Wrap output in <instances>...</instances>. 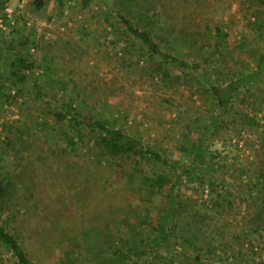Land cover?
Here are the masks:
<instances>
[{
  "label": "rangeland",
  "instance_id": "374dc122",
  "mask_svg": "<svg viewBox=\"0 0 264 264\" xmlns=\"http://www.w3.org/2000/svg\"><path fill=\"white\" fill-rule=\"evenodd\" d=\"M32 1L0 0L5 92H16L9 58L27 53L35 64L12 102L0 95V175L15 183L3 219L29 256L68 264L134 247L120 264H183L174 250L146 245L175 194L184 210L169 215L168 232L177 237L186 224L206 264L264 262V233L249 225L264 179V85L241 87L225 113L209 88L257 67L264 0H126L135 23L161 27L162 47L199 70L163 69L128 36L115 0L83 9L81 0H44L41 10ZM45 93L140 138L172 164L141 150L99 162L96 133L58 119ZM198 148L204 163L174 167ZM0 251V264H16Z\"/></svg>",
  "mask_w": 264,
  "mask_h": 264
},
{
  "label": "trees",
  "instance_id": "16d2710c",
  "mask_svg": "<svg viewBox=\"0 0 264 264\" xmlns=\"http://www.w3.org/2000/svg\"><path fill=\"white\" fill-rule=\"evenodd\" d=\"M81 1L80 6L82 9L87 7L90 2V0ZM32 3L35 6V9L41 10L45 2L44 0H33ZM115 5L118 7L115 11L116 17L127 31L128 36L139 40L141 44L145 46L148 55L151 58H160V66L163 69L164 64H173L182 69L193 68V65L183 59L179 52H173L167 47H162L157 39V35L159 33L161 34L163 31L161 27L159 29L160 32H156V30L149 27L148 24H141L140 22H136V24L132 19L134 15L132 12L133 10H131V6L128 5L126 0H115ZM164 40L169 41L167 36ZM175 42L176 41L173 43ZM7 62L9 66L7 69L8 81L11 82V87L16 88V92H5V89H8V86H5L4 82L0 80V95L4 97L5 101L12 102V100L23 91V86L20 83L27 79L25 69L27 67L32 68L35 64L34 60L31 59L27 53L19 56L14 55L12 58H9ZM263 69L264 53L259 58L257 67L254 70L240 74L226 82H209V88L216 100L218 110L221 113L227 112L232 105L236 92L241 87H248L253 84L264 85V80L262 79ZM193 70L199 69L193 68ZM44 96L46 104L54 110L58 119L63 120V118L67 116L68 120L74 124V127H87L92 132L96 133L93 138V145L99 162L103 160L110 161L112 158L119 156H129L131 153L141 150L151 154L157 161H161L165 164H172L162 153L153 149L140 138L132 136L121 129L114 128L98 120H94L90 115L79 112L78 109L74 108L71 104H59L52 95L45 93ZM5 143L7 145L11 144L10 141H5ZM204 157L202 150L198 148L192 150L190 159L185 164H182V167L179 165V162L173 164L178 170L181 169V171H184L190 166L193 167L194 165L204 163V160H206ZM260 187L261 188L257 192L261 195V198L259 199V203L255 206L253 214L249 220V225L251 231L264 233V179L260 182ZM12 188H15L13 180L7 177L2 178L0 175V249L3 246L6 247L15 258L16 264H38L29 256L18 237L9 231L3 219V211L6 209L7 205L5 203L12 192ZM177 199L178 198L175 194L170 195L169 206L160 216L159 221L154 228L158 235L155 240L152 242L150 241L152 244L146 243V245H162L174 250L177 253L179 261L183 264H206L201 257L202 255L194 250L192 246L196 245L198 242L197 236L190 234L185 223V226L180 225L177 237L175 236L176 232H174V230H171L170 233L168 232L167 219L169 215L175 212L177 217L179 216L180 218V216L182 217V210H184L183 202L180 203ZM138 244L141 247L142 245H145L142 240H140ZM99 245L100 244L97 242V247L102 249ZM102 251L103 250L94 251L92 256L86 262H72L68 264H120L135 253V248L132 247L125 249L114 247L108 249L105 256L101 254ZM240 263L247 264L244 262ZM263 263L264 262H260L258 264Z\"/></svg>",
  "mask_w": 264,
  "mask_h": 264
}]
</instances>
